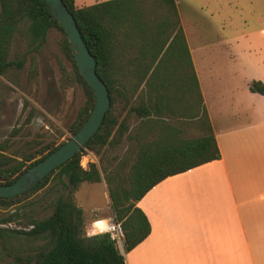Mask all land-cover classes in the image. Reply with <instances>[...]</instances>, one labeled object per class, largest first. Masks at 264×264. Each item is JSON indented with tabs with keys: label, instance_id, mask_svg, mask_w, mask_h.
Masks as SVG:
<instances>
[{
	"label": "trees",
	"instance_id": "1",
	"mask_svg": "<svg viewBox=\"0 0 264 264\" xmlns=\"http://www.w3.org/2000/svg\"><path fill=\"white\" fill-rule=\"evenodd\" d=\"M62 1L96 61L95 70L108 89L110 105L97 131L75 155L29 191L0 196V209L9 210L0 214V260L11 257L15 264H126L108 233H85L83 210L74 200L80 184L98 183L103 177L113 218L123 233L122 247L128 252L150 232V224L137 206L142 196L168 176L219 159L220 152L175 0H103L86 6ZM50 29L59 33L60 50L71 62L70 69L59 63L60 87L77 84L84 92V102L68 126L73 135L90 114L95 95L79 73L64 28L46 0H0V74L24 63L25 56L16 61L8 58L16 32L22 34L29 52H37ZM31 65L35 73V62ZM248 89L264 95V82L252 80ZM193 122L201 133L184 136V129ZM124 140L133 143L128 188L118 182L124 161L113 169L101 162H88L87 168L80 165L86 150L97 155ZM63 142H28L11 149L9 141H0V182L13 181ZM38 144L40 149H35ZM54 175L67 190L65 197L55 199L47 216L21 220L19 204Z\"/></svg>",
	"mask_w": 264,
	"mask_h": 264
},
{
	"label": "rangeland",
	"instance_id": "2",
	"mask_svg": "<svg viewBox=\"0 0 264 264\" xmlns=\"http://www.w3.org/2000/svg\"><path fill=\"white\" fill-rule=\"evenodd\" d=\"M74 1L77 6H86L103 0ZM175 1L206 106L212 119H227V114L241 104H236L232 95L246 94L252 80L264 82V0ZM58 36L56 30L50 29L37 52L27 50L22 34L16 32L13 36L8 58L16 61L25 56V60L21 68L10 67L0 74V141H9L11 149L28 142L59 143L71 136L68 126L85 97L80 85L63 89L59 85V63L70 69L71 62L61 52ZM33 61L35 73L32 72ZM220 128L216 126L217 130ZM200 133L193 122L183 134L197 136ZM35 149H40V145ZM132 156L133 143L124 140L115 148L100 150L97 155L86 150L80 160L97 165L101 162L108 169L119 167V161H124L120 164V179H117L122 187L128 188ZM66 194L67 190L54 175L44 187L19 204L20 219L47 216L55 199ZM74 200L83 210L85 233H99L90 231L91 224L112 215L103 177L98 183H81ZM7 211L0 209V214ZM116 245L120 249L122 240ZM0 264L15 262L6 257Z\"/></svg>",
	"mask_w": 264,
	"mask_h": 264
},
{
	"label": "crops",
	"instance_id": "3",
	"mask_svg": "<svg viewBox=\"0 0 264 264\" xmlns=\"http://www.w3.org/2000/svg\"><path fill=\"white\" fill-rule=\"evenodd\" d=\"M194 69L220 158L168 176L142 196L137 206L150 232L123 253L125 263L264 264V95H232L241 104L227 119H212ZM97 220L91 232L104 229V218Z\"/></svg>",
	"mask_w": 264,
	"mask_h": 264
},
{
	"label": "water",
	"instance_id": "4",
	"mask_svg": "<svg viewBox=\"0 0 264 264\" xmlns=\"http://www.w3.org/2000/svg\"><path fill=\"white\" fill-rule=\"evenodd\" d=\"M46 2L64 28L77 69L93 90L95 102L90 114L73 135L45 157L27 167L13 181L0 182L1 197L15 196L29 191L44 176L75 155L97 131L110 105L108 89L96 73V61L86 47L72 13L62 0H46ZM119 250L124 253L123 247Z\"/></svg>",
	"mask_w": 264,
	"mask_h": 264
},
{
	"label": "built area",
	"instance_id": "5",
	"mask_svg": "<svg viewBox=\"0 0 264 264\" xmlns=\"http://www.w3.org/2000/svg\"><path fill=\"white\" fill-rule=\"evenodd\" d=\"M83 158L82 160H80V165L83 167V168H87L88 166V161L86 160L85 162H83ZM106 221L108 222V227H105L102 231H97V232H106L108 233L109 237L115 241V243L117 244H120L122 238H123V233H122V230H121V227H120V224L118 222H116L113 218V216L111 215L110 217L108 218H105ZM98 221H101L100 220H97Z\"/></svg>",
	"mask_w": 264,
	"mask_h": 264
},
{
	"label": "bare ground",
	"instance_id": "6",
	"mask_svg": "<svg viewBox=\"0 0 264 264\" xmlns=\"http://www.w3.org/2000/svg\"><path fill=\"white\" fill-rule=\"evenodd\" d=\"M104 220H105V227H108V225H109L108 222L106 221V219H104Z\"/></svg>",
	"mask_w": 264,
	"mask_h": 264
}]
</instances>
